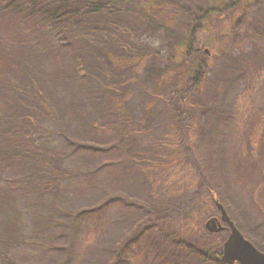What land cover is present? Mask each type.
<instances>
[{
	"label": "rangeland",
	"instance_id": "rangeland-1",
	"mask_svg": "<svg viewBox=\"0 0 264 264\" xmlns=\"http://www.w3.org/2000/svg\"><path fill=\"white\" fill-rule=\"evenodd\" d=\"M141 1L0 0V264H225L199 235L215 201L264 253V0L179 131L162 78L213 0H167L162 25Z\"/></svg>",
	"mask_w": 264,
	"mask_h": 264
},
{
	"label": "trees",
	"instance_id": "trees-1",
	"mask_svg": "<svg viewBox=\"0 0 264 264\" xmlns=\"http://www.w3.org/2000/svg\"><path fill=\"white\" fill-rule=\"evenodd\" d=\"M156 1L144 0V2L131 3V5L140 7V10L143 11L142 14L145 13L143 18L151 25L157 23V19L161 20L160 23L162 25V23L164 24L167 20V15H165L168 10L167 0ZM252 1L253 0H213L211 6L200 11V17L195 20L189 32L182 38L179 46L176 47L175 53L181 55V58L178 62H174L176 65L172 67L173 69H171L170 72L165 73L166 76L162 78V83L167 90V98L169 97L167 104L171 107V101H178L181 107L179 111L171 110L174 127H176L177 131L181 130V128H187L183 123V120L190 116V111L187 106L191 105L194 90L201 88L204 82L205 73L209 65L210 52L216 47V42L220 40V37L230 36L232 32L238 30L242 26L249 27L246 24L249 22L244 18L243 12L249 8ZM94 7L96 11H100L104 6L95 4ZM155 9L159 10L158 13L154 14L158 18H155L152 14V10ZM240 13L241 17L238 15ZM215 15H226V18H224V20L220 18L221 21H219V19L214 20L213 18H209ZM201 34L206 36L203 42L205 49H199L197 47L200 44ZM256 34L264 38V33H261L259 30H256ZM202 41L203 40H201V42ZM118 104L116 99L111 98L109 104L110 113H112L111 117L115 121H117L116 118L119 112L117 110L114 111V109ZM168 111H170L169 107ZM120 132L123 136L127 133L126 130ZM185 141H187V138ZM191 226L198 231L196 226ZM199 235L201 236V241L203 240L204 246L206 243L207 250H205V255L221 260L224 237H218L216 234L203 231L202 229H200ZM2 257L4 260L8 259L6 255Z\"/></svg>",
	"mask_w": 264,
	"mask_h": 264
},
{
	"label": "water",
	"instance_id": "water-1",
	"mask_svg": "<svg viewBox=\"0 0 264 264\" xmlns=\"http://www.w3.org/2000/svg\"><path fill=\"white\" fill-rule=\"evenodd\" d=\"M215 202L221 213L220 220L212 216L206 221L205 227L210 232H219L225 229L229 231V235L223 242L221 261L225 264H264V253L242 235L229 218L223 205ZM223 223L226 225L223 226Z\"/></svg>",
	"mask_w": 264,
	"mask_h": 264
},
{
	"label": "flooded vegetation",
	"instance_id": "flooded-vegetation-1",
	"mask_svg": "<svg viewBox=\"0 0 264 264\" xmlns=\"http://www.w3.org/2000/svg\"><path fill=\"white\" fill-rule=\"evenodd\" d=\"M224 231H226V230H224Z\"/></svg>",
	"mask_w": 264,
	"mask_h": 264
}]
</instances>
